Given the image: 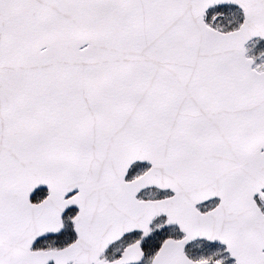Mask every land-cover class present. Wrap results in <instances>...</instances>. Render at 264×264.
Listing matches in <instances>:
<instances>
[{
    "label": "snow or ice",
    "instance_id": "1",
    "mask_svg": "<svg viewBox=\"0 0 264 264\" xmlns=\"http://www.w3.org/2000/svg\"><path fill=\"white\" fill-rule=\"evenodd\" d=\"M0 264H264V0H0Z\"/></svg>",
    "mask_w": 264,
    "mask_h": 264
}]
</instances>
